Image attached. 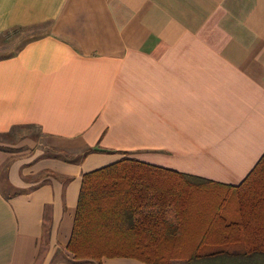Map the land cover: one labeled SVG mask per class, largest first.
Here are the masks:
<instances>
[{"label":"crops","instance_id":"crops-1","mask_svg":"<svg viewBox=\"0 0 264 264\" xmlns=\"http://www.w3.org/2000/svg\"><path fill=\"white\" fill-rule=\"evenodd\" d=\"M3 35L0 137L59 154L0 144V264L64 252L82 175L121 152L232 186L264 154V0H0Z\"/></svg>","mask_w":264,"mask_h":264},{"label":"trees","instance_id":"trees-1","mask_svg":"<svg viewBox=\"0 0 264 264\" xmlns=\"http://www.w3.org/2000/svg\"><path fill=\"white\" fill-rule=\"evenodd\" d=\"M120 154L81 177L68 260L264 264V154L236 186Z\"/></svg>","mask_w":264,"mask_h":264},{"label":"rangeland","instance_id":"rangeland-1","mask_svg":"<svg viewBox=\"0 0 264 264\" xmlns=\"http://www.w3.org/2000/svg\"><path fill=\"white\" fill-rule=\"evenodd\" d=\"M4 37H6V35H3L2 37H0V48L3 47L1 44L10 43V41L13 40V38L3 39ZM7 37H9L8 34H7ZM9 46H11V45H7V46L4 45L3 48H8ZM25 141H29V143H35L36 145H40L43 148L44 153H46V154L50 155V154H57L58 153V152H56V153L55 152H51L50 148L46 147V146H48L47 138L45 136L41 135L39 133V131L36 128H33V127H28V128L27 127H25V128L24 127H21V128L19 127V128L14 129L13 131H11V133H9L8 135L0 137V144H4V145H8V146H20V145H22L21 143H23ZM44 149H46V150H44ZM86 151L87 150H85V149H81L78 152L66 151L65 153H62V154L60 153V155H62L61 158L64 159L65 161L73 162L75 160L70 159V158L77 157V158H75L76 161L80 160V159H82V156L85 155ZM91 154H103V153L90 152L86 156H89ZM46 234H48V233H46ZM44 239H43L44 242L47 243L48 237L45 236ZM49 250H51L50 251V258L51 259L49 260L50 261L49 264H54L55 260L59 256L66 255L65 248H64V250H65L64 252H63V249H61V248H52V249L49 248ZM49 250H48L47 246L46 247L44 246V247L41 248V252H40V255H39V261H38L37 264L41 263V261L47 255V252Z\"/></svg>","mask_w":264,"mask_h":264}]
</instances>
